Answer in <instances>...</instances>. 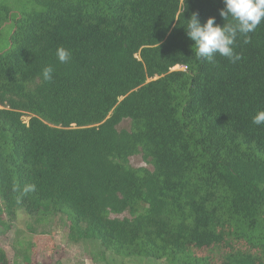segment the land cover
<instances>
[{"label":"trees","instance_id":"obj_1","mask_svg":"<svg viewBox=\"0 0 264 264\" xmlns=\"http://www.w3.org/2000/svg\"><path fill=\"white\" fill-rule=\"evenodd\" d=\"M222 8L0 0V32L11 25L0 51V224L21 210L37 223L64 217L69 240L102 258L264 264V125L252 123L264 109V19L249 43L238 36L234 63L197 60L185 30L193 13L223 26ZM136 156L150 168L132 167Z\"/></svg>","mask_w":264,"mask_h":264},{"label":"rangeland","instance_id":"obj_2","mask_svg":"<svg viewBox=\"0 0 264 264\" xmlns=\"http://www.w3.org/2000/svg\"><path fill=\"white\" fill-rule=\"evenodd\" d=\"M10 26L7 24L0 32V41L4 42L0 51L7 45L5 39ZM119 129L128 130V121H124ZM130 165L134 168L146 166L140 156L132 157ZM1 218L4 225L0 224V247L7 255L8 264H162L152 259L123 257L116 253H106L102 258V254H96L91 246L69 240L68 222L64 217L37 223L21 210L14 220L4 215Z\"/></svg>","mask_w":264,"mask_h":264},{"label":"clouds","instance_id":"obj_3","mask_svg":"<svg viewBox=\"0 0 264 264\" xmlns=\"http://www.w3.org/2000/svg\"><path fill=\"white\" fill-rule=\"evenodd\" d=\"M224 8L220 9V16L228 21L223 26L215 23V17H209L201 24L198 13H193L185 27L187 37L194 42L195 57L209 63L215 62L216 55L228 58L233 63L241 59L239 53L234 51V44L238 36L244 37L249 43V33L253 32L264 19V0H223ZM230 18V19H229ZM192 46V47H193ZM56 58L60 63H67L71 53L59 47ZM53 67L45 66L41 76L45 82L53 79ZM252 123L264 125V109L259 110L252 117ZM35 185H28L25 192L34 191Z\"/></svg>","mask_w":264,"mask_h":264},{"label":"built area","instance_id":"obj_4","mask_svg":"<svg viewBox=\"0 0 264 264\" xmlns=\"http://www.w3.org/2000/svg\"><path fill=\"white\" fill-rule=\"evenodd\" d=\"M175 68H178V67H175ZM175 68H173V70H175ZM179 68H181V67H179ZM182 70H184V68Z\"/></svg>","mask_w":264,"mask_h":264}]
</instances>
